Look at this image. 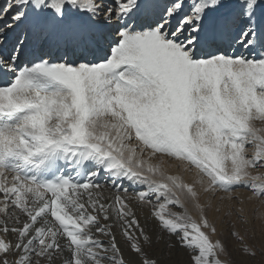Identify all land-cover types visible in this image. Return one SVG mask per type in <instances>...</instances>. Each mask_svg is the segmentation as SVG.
Masks as SVG:
<instances>
[{"label": "snow or ice", "instance_id": "snow-or-ice-1", "mask_svg": "<svg viewBox=\"0 0 264 264\" xmlns=\"http://www.w3.org/2000/svg\"><path fill=\"white\" fill-rule=\"evenodd\" d=\"M241 189L264 206V0H3L0 264H170L165 234L264 264Z\"/></svg>", "mask_w": 264, "mask_h": 264}, {"label": "rangeland", "instance_id": "rangeland-1", "mask_svg": "<svg viewBox=\"0 0 264 264\" xmlns=\"http://www.w3.org/2000/svg\"><path fill=\"white\" fill-rule=\"evenodd\" d=\"M224 195V194H221ZM234 196L240 197L242 199H245V203L243 205L244 209H245V213L246 215L249 217V219H252L253 216L256 214V209L259 208V211L261 213H264V206H260L257 202H248L246 200V197L249 195V193L246 190H238L236 192L233 193ZM219 203V201H214L213 202V210L210 211L208 213L209 215V219L217 224L218 228H221L222 230H225L224 225L222 224V221L225 219L224 217V212L228 210L227 206L230 203L229 201L225 200L224 205L225 207L223 208V210L221 212H217L215 210L216 205ZM236 208H239L240 205L236 204L235 205ZM148 215V210L145 209L144 212L142 213L143 217H146ZM233 220H235V216H233L232 218ZM151 228L155 231L156 230V222L152 221L151 223ZM239 223L237 222V227H239ZM255 228V235H256V239H257V244L259 245V243L261 242V240H264V234L261 233L260 229L262 226V222L259 219H256L253 221V225ZM241 231H243L241 229ZM165 242L170 243L172 245H175L173 248L171 249H167L165 247ZM174 242V243H172ZM233 249L235 248V243L233 242L232 245ZM157 252H160L162 255H166L169 257L170 260V264H189V253L186 249L180 248L176 238L173 237H168L166 234L164 236V240H162L155 249ZM233 256L238 258L237 253L235 251H233Z\"/></svg>", "mask_w": 264, "mask_h": 264}, {"label": "bare ground", "instance_id": "bare-ground-1", "mask_svg": "<svg viewBox=\"0 0 264 264\" xmlns=\"http://www.w3.org/2000/svg\"><path fill=\"white\" fill-rule=\"evenodd\" d=\"M2 4H3V0H0V6H2ZM130 192H131V189H130ZM172 243H174V242H172ZM157 252V251H156ZM158 254H161L160 252H157Z\"/></svg>", "mask_w": 264, "mask_h": 264}]
</instances>
